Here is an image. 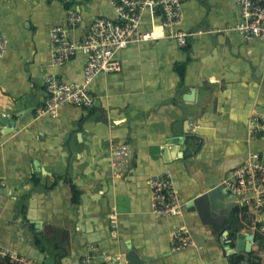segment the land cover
<instances>
[{
    "label": "crops",
    "instance_id": "0c3cea01",
    "mask_svg": "<svg viewBox=\"0 0 264 264\" xmlns=\"http://www.w3.org/2000/svg\"><path fill=\"white\" fill-rule=\"evenodd\" d=\"M180 2L178 28L193 34L185 47L157 27L155 39L118 51L120 70L89 84L92 108L66 104L55 116H36L47 74L83 81V53L52 65L51 28L65 26L68 10L78 8L82 22L70 31L78 39L93 16L112 18L114 9L110 0H0L7 40L0 57L1 247L42 264L49 257V264H83L90 246L117 254L124 240L146 264H247V253L235 254L236 263L231 258L230 241L252 234L251 251L264 264L255 240L264 210L254 224V212L236 207L227 233L218 213L210 215L217 228L191 207L176 216L151 213L147 181L155 173L168 172L186 203L222 182L250 152L264 159V129L250 132L264 116V36L247 40L229 28L240 21L235 0ZM150 25L145 12L141 29ZM121 146L127 162L114 168L111 152ZM182 227L195 246L173 252L170 234Z\"/></svg>",
    "mask_w": 264,
    "mask_h": 264
},
{
    "label": "built area",
    "instance_id": "2783aa9c",
    "mask_svg": "<svg viewBox=\"0 0 264 264\" xmlns=\"http://www.w3.org/2000/svg\"><path fill=\"white\" fill-rule=\"evenodd\" d=\"M115 16H93L86 32L78 39L70 35L82 22L78 8L72 7L66 16V25L53 26L49 32L50 58L54 66H62L76 53L86 56L83 81L69 82L56 74H47L44 78L46 97L36 110V116H55L62 105H74L92 108L94 98L89 93V84L101 73L120 70L117 58L119 50L158 37L154 29L160 27L165 38L173 40L178 47H185L190 33L178 28L183 19L180 0H110ZM240 21L229 28L250 40L264 36V0H235ZM148 12L151 19L149 29H141V19ZM160 17L157 24L155 19ZM7 40L0 32V57L5 54ZM264 129V116L253 123L251 133L256 135ZM128 151L125 146L113 149L111 166L118 168L127 162ZM226 190L238 202V207L254 212L253 223L264 210V159L256 152H250L244 161L233 169L222 181ZM151 213L155 217L181 215L185 208L174 187L168 172L151 175L147 181ZM0 187L4 188L0 180ZM257 229V228H256ZM263 229V228H262ZM258 230V229H257ZM171 250L181 251L194 247L193 239L185 227L170 234ZM0 260L3 264H42L33 257L24 256L16 251L0 246ZM83 264H125L122 254H107L90 246L89 252L82 258Z\"/></svg>",
    "mask_w": 264,
    "mask_h": 264
},
{
    "label": "water",
    "instance_id": "95a60500",
    "mask_svg": "<svg viewBox=\"0 0 264 264\" xmlns=\"http://www.w3.org/2000/svg\"><path fill=\"white\" fill-rule=\"evenodd\" d=\"M192 36V32L190 33ZM95 109L101 113L102 108L99 106H95ZM126 120V119H125ZM83 121L78 122V126L73 129L72 133L78 131L82 127ZM78 140L82 142L81 133L77 134ZM68 145V141H67ZM69 155H71V151L69 149ZM186 207L194 208L203 224L212 225L213 227L217 228L216 225L218 224L217 221H212L210 218L212 214H219V217L222 218L221 226H224V222L226 224L223 228H225V232L227 233V226L230 223V217L232 212L236 207H238V202L235 197H233L225 188L223 182L218 183L217 185L211 187L210 189L203 191L191 199H189L185 203ZM218 227V228H219ZM44 235L48 237L49 232L52 231V228L49 225H46L43 228ZM254 241V236L252 234H247L244 236L234 235L231 239L232 248L230 250L229 255H235L238 253H249L251 252V244ZM128 243H125L124 240H120V254L123 255L125 264H146L145 261L140 257L137 251L131 246H127Z\"/></svg>",
    "mask_w": 264,
    "mask_h": 264
},
{
    "label": "trees",
    "instance_id": "16d2710c",
    "mask_svg": "<svg viewBox=\"0 0 264 264\" xmlns=\"http://www.w3.org/2000/svg\"><path fill=\"white\" fill-rule=\"evenodd\" d=\"M78 191L73 189V194L74 198L73 201L76 202L78 198ZM242 211H246V208H243ZM233 222L236 223V226H241L242 223L240 222L239 218H236L233 220ZM259 226V225H258ZM255 240L258 243V250H264V230L263 231H255ZM37 244L41 245V240L40 238H37ZM232 245V243H231ZM231 258L234 260V262H238L239 256L232 255ZM0 264H3L2 261L0 260ZM247 264H261V258L258 255V251H251L247 253Z\"/></svg>",
    "mask_w": 264,
    "mask_h": 264
},
{
    "label": "rangeland",
    "instance_id": "374dc122",
    "mask_svg": "<svg viewBox=\"0 0 264 264\" xmlns=\"http://www.w3.org/2000/svg\"><path fill=\"white\" fill-rule=\"evenodd\" d=\"M46 246V245H45ZM47 262H48V264L49 263H53V260H52V258L51 257H49L48 259H47Z\"/></svg>",
    "mask_w": 264,
    "mask_h": 264
}]
</instances>
